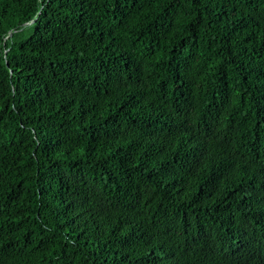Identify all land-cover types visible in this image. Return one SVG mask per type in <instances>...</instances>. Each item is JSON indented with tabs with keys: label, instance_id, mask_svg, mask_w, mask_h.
I'll return each instance as SVG.
<instances>
[{
	"label": "trees",
	"instance_id": "trees-1",
	"mask_svg": "<svg viewBox=\"0 0 264 264\" xmlns=\"http://www.w3.org/2000/svg\"><path fill=\"white\" fill-rule=\"evenodd\" d=\"M0 264H264V0H0Z\"/></svg>",
	"mask_w": 264,
	"mask_h": 264
},
{
	"label": "water",
	"instance_id": "water-1",
	"mask_svg": "<svg viewBox=\"0 0 264 264\" xmlns=\"http://www.w3.org/2000/svg\"><path fill=\"white\" fill-rule=\"evenodd\" d=\"M11 34V33H10Z\"/></svg>",
	"mask_w": 264,
	"mask_h": 264
}]
</instances>
